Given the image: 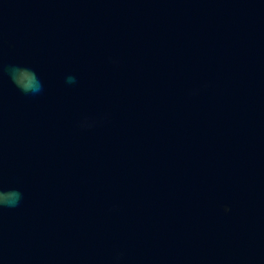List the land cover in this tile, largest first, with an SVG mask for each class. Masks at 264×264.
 <instances>
[{
    "label": "water",
    "instance_id": "1",
    "mask_svg": "<svg viewBox=\"0 0 264 264\" xmlns=\"http://www.w3.org/2000/svg\"><path fill=\"white\" fill-rule=\"evenodd\" d=\"M0 264H264V0H0Z\"/></svg>",
    "mask_w": 264,
    "mask_h": 264
}]
</instances>
